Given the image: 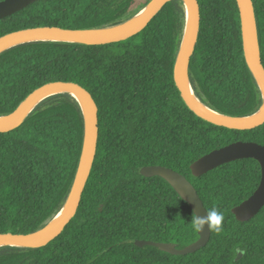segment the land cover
Wrapping results in <instances>:
<instances>
[{
  "label": "trees",
  "instance_id": "trees-1",
  "mask_svg": "<svg viewBox=\"0 0 264 264\" xmlns=\"http://www.w3.org/2000/svg\"><path fill=\"white\" fill-rule=\"evenodd\" d=\"M2 1V0H0ZM150 0H39L0 21V36L36 27L102 28L136 14ZM200 31L189 64L196 96L228 116L260 106L246 65L235 0H197ZM264 66V2L252 0ZM184 9L172 1L130 39L102 46L38 42L0 55V116L50 82L79 84L98 108L95 160L74 218L38 249L0 248V264H264V207L247 222L231 210L258 187L260 165L242 159L195 178L191 164L213 150L243 141L264 146V124L249 131L211 125L183 103L173 67L184 29ZM83 117L67 95L39 104L15 130L0 134V234H28L60 210L79 161ZM170 168L187 178L206 211L224 214L198 251L173 256L135 241L175 243L198 232L193 212L159 177L143 167ZM101 209V210H100ZM243 257L235 261L236 251Z\"/></svg>",
  "mask_w": 264,
  "mask_h": 264
},
{
  "label": "water",
  "instance_id": "water-1",
  "mask_svg": "<svg viewBox=\"0 0 264 264\" xmlns=\"http://www.w3.org/2000/svg\"><path fill=\"white\" fill-rule=\"evenodd\" d=\"M39 0L0 1V20L10 17ZM178 1L184 9V29L173 67V81L185 106L196 117L214 125L235 131H249L264 124V66L261 62L255 10L252 0H235L239 12L242 49L250 74L259 90L260 106L247 116H228L214 111L205 105L194 93L189 79L190 59L194 54L200 31V9L197 0H150L142 9L127 20L102 28L62 29L58 27H36L14 31L0 36V55L14 47L38 42L68 43L86 46H102L130 39L143 31L149 22L172 2ZM264 2V0H262ZM143 12V13H142ZM140 15L137 19H134ZM67 95L79 106L83 117V138L76 172L66 200L60 210L43 227L28 234H0V248L38 249L45 247L57 238L74 218L81 196L89 178L98 142V108L91 96L79 84L68 81L46 83L29 93L9 114L0 116V134L17 129L43 101L50 97ZM254 159L260 165L261 179L256 190L231 212L238 222L254 218L264 207V146L254 142L238 141L211 151L200 157L190 166L193 177L198 178L207 172L237 160ZM144 177H159L167 182L177 195L197 216L206 215V209L193 185L182 174L163 166L143 167ZM101 210V209H100ZM60 217L53 224L52 221ZM211 231L205 226L198 232L194 243L178 249L175 243L135 241L139 248L153 246L173 256L194 253L205 247ZM235 261L243 257V251H236Z\"/></svg>",
  "mask_w": 264,
  "mask_h": 264
},
{
  "label": "clouds",
  "instance_id": "clouds-1",
  "mask_svg": "<svg viewBox=\"0 0 264 264\" xmlns=\"http://www.w3.org/2000/svg\"><path fill=\"white\" fill-rule=\"evenodd\" d=\"M224 214L216 207L206 211V215L203 217L197 216L195 210L191 213L190 217L186 220H190L192 228L197 232H202L207 226L209 231L220 233L223 230Z\"/></svg>",
  "mask_w": 264,
  "mask_h": 264
},
{
  "label": "bare ground",
  "instance_id": "bare-ground-1",
  "mask_svg": "<svg viewBox=\"0 0 264 264\" xmlns=\"http://www.w3.org/2000/svg\"><path fill=\"white\" fill-rule=\"evenodd\" d=\"M143 13V12H142ZM142 13H140L137 17H135L134 19H137L140 15H142ZM61 214H59L53 221L51 224L55 223L57 221V219L60 217Z\"/></svg>",
  "mask_w": 264,
  "mask_h": 264
},
{
  "label": "flooded vegetation",
  "instance_id": "flooded-vegetation-1",
  "mask_svg": "<svg viewBox=\"0 0 264 264\" xmlns=\"http://www.w3.org/2000/svg\"><path fill=\"white\" fill-rule=\"evenodd\" d=\"M142 1H144V0H142ZM1 21V20H0Z\"/></svg>",
  "mask_w": 264,
  "mask_h": 264
}]
</instances>
